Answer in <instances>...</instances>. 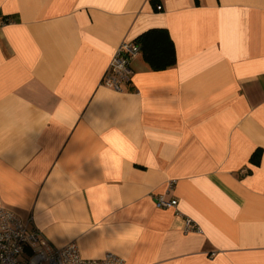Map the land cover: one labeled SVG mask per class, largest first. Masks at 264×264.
<instances>
[{
    "label": "crops",
    "instance_id": "0c3cea01",
    "mask_svg": "<svg viewBox=\"0 0 264 264\" xmlns=\"http://www.w3.org/2000/svg\"><path fill=\"white\" fill-rule=\"evenodd\" d=\"M157 28L175 66L106 87ZM0 205L85 259L264 264V0H0Z\"/></svg>",
    "mask_w": 264,
    "mask_h": 264
},
{
    "label": "built area",
    "instance_id": "2783aa9c",
    "mask_svg": "<svg viewBox=\"0 0 264 264\" xmlns=\"http://www.w3.org/2000/svg\"><path fill=\"white\" fill-rule=\"evenodd\" d=\"M157 10L161 7L157 6ZM139 56L138 46L124 41L113 56L104 76L103 84L117 92L130 81L133 75L132 62ZM158 208L169 209L177 200H155ZM0 264H125L120 257L107 253L98 259H85L75 243L63 248L54 247L30 222L21 218L7 207L0 205Z\"/></svg>",
    "mask_w": 264,
    "mask_h": 264
},
{
    "label": "trees",
    "instance_id": "16d2710c",
    "mask_svg": "<svg viewBox=\"0 0 264 264\" xmlns=\"http://www.w3.org/2000/svg\"><path fill=\"white\" fill-rule=\"evenodd\" d=\"M133 42L139 48V56L151 71H163L175 66V48L167 30H147ZM259 156V152H255L251 161L258 164Z\"/></svg>",
    "mask_w": 264,
    "mask_h": 264
}]
</instances>
